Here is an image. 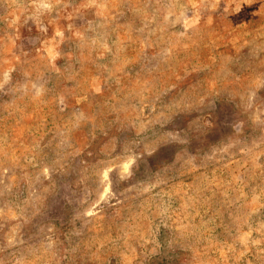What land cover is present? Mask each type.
<instances>
[{
    "label": "rangeland",
    "instance_id": "374dc122",
    "mask_svg": "<svg viewBox=\"0 0 264 264\" xmlns=\"http://www.w3.org/2000/svg\"><path fill=\"white\" fill-rule=\"evenodd\" d=\"M0 264H264V0H0Z\"/></svg>",
    "mask_w": 264,
    "mask_h": 264
}]
</instances>
